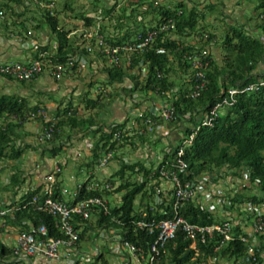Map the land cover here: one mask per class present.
Here are the masks:
<instances>
[{"label":"trees","instance_id":"16d2710c","mask_svg":"<svg viewBox=\"0 0 264 264\" xmlns=\"http://www.w3.org/2000/svg\"><path fill=\"white\" fill-rule=\"evenodd\" d=\"M118 1L122 2V5H119ZM256 2L253 17L257 21L254 26L255 31L244 24L227 25V30L221 36L220 47L223 52L221 59L218 60L209 53L208 64L203 70L206 85L195 98L190 94L196 81L186 56L196 48L201 51L203 47L186 44L183 39L198 34L203 40L201 31L205 30V26H199V22L204 19L205 13L199 9L196 1L182 0L165 5L150 0H115L112 7L105 6L101 12L111 14L117 6L120 7L121 13L114 24L117 32L113 35L107 34L106 27L100 22L97 23L96 17H88L84 12L74 13L72 18L82 20L85 27L94 29L89 38H84L82 34L80 40L72 35V31L60 24L61 12L49 7L53 3L47 1V5L42 6L41 17L37 19V25L32 29L47 27L54 42L38 45L31 60L43 61L45 70L62 65L63 75L77 71L75 66L68 65V59L74 56L84 58L88 63L101 60L106 64L104 91L111 102L115 97L120 96L121 91L130 93L139 91L145 95L160 97L172 103L173 107V115L169 120H162L147 110L140 111V114L132 120L133 124H129L128 121L105 124L102 116L109 103L103 102L105 96L102 93L94 99L84 94V97L85 95L87 97L85 107L93 112L86 117L79 115L77 106H73L72 102L56 109L53 118L57 131L52 134L50 140L44 141L51 147L46 148L51 157L63 150V139L78 134L91 135L93 140L89 159L79 167L78 172L83 167L96 168L98 159L108 152H112V160L119 163L118 168L105 179V182L111 185V190L87 191L86 185L91 181L100 182L94 174L89 176L79 190L77 200L98 197L106 201L108 207L106 215L102 212H92L89 217V219L95 218L93 228L97 232L104 229L118 230L124 240L146 253L155 236L138 229L136 222L166 220L175 216L172 209L173 200L162 193L156 195L155 187L160 184L158 171L162 167L175 172L182 181H194L206 174L213 182L225 176L246 179L247 184L257 189L256 193L241 191L235 194L230 198L231 205L227 210L243 203L264 206V86H258L259 82L264 80V0ZM13 6H23L22 0L0 2V12L2 14L8 12L16 19L21 18L24 13L14 12ZM214 8L211 4L205 7L207 11H212ZM62 10L75 12L72 0H66ZM25 19L18 23L23 30L26 29ZM128 21L131 23L130 26L126 25ZM168 22H172L175 27L170 33L173 39L159 35L151 49L130 55L122 53L118 66L107 62L101 51L102 47L97 44V38L100 36L106 44L122 46L127 42H133L139 32L145 34ZM255 33H260L262 36ZM206 37L205 43L215 40V35L211 32H208ZM156 49H163L164 52L157 53ZM127 56L130 60L129 66L125 65ZM262 65L263 69L259 71ZM2 77L15 81L9 76ZM125 79L132 82L130 89L115 87L122 84ZM251 84H256L257 89L246 90ZM230 88H237L233 101L224 107L209 125H202L204 115L226 95V91ZM43 109L40 103L32 105L27 97L21 95L0 96V162L16 161L22 156L25 147L16 144L21 140L22 128L28 120L31 118L38 120L42 130L49 126ZM157 125H165L168 128L179 126L182 136L174 146L165 149L156 169L147 167L143 160L127 164L122 159L125 155L124 149L130 147L134 150L149 143L153 135L146 132V129L148 126L155 128ZM140 130L144 133L139 134ZM192 131H195V135L190 145L184 147L181 157L187 164V175H185L179 172L174 161L183 139ZM117 132L119 134L114 138ZM56 143L60 144L56 146ZM59 166L62 168L60 163ZM61 174L62 172L56 175L52 185L51 197L54 199L62 198L59 180ZM139 176L141 182L137 179ZM24 182L18 171L13 172L8 189L10 188L16 196ZM248 188L243 186L242 190L246 191ZM258 191L261 192L260 195ZM112 193L120 195V201L116 205L106 200ZM35 196L37 200L33 202ZM42 199L43 185L25 189L17 200L8 204L12 211L3 217L4 222L0 226V231L6 224L15 229L17 234L29 230L30 226H44L48 236L62 238V233L56 227V219L38 209ZM177 215L191 224L200 226L224 221L223 218L208 212L192 201L184 203ZM89 219L83 223L77 217L74 219L75 227L79 230V240L76 244L78 249L81 248V242L85 239L91 240L98 234L97 232L90 234L91 228L87 225ZM233 234L234 239L222 247L217 248L219 238L214 236L205 242L198 241L195 248H191V241L181 230H178L174 239L166 244L165 252L160 256L157 264H212L213 260L214 263L222 261L242 264L251 238L244 233L240 225L234 228ZM239 235L246 237L247 241H242ZM256 239L258 252L255 261L250 264H261L262 261L264 234L256 235ZM0 264H19L13 259L12 248L2 243H0ZM76 264H108V262L101 253L90 262Z\"/></svg>","mask_w":264,"mask_h":264},{"label":"rangeland","instance_id":"374dc122","mask_svg":"<svg viewBox=\"0 0 264 264\" xmlns=\"http://www.w3.org/2000/svg\"><path fill=\"white\" fill-rule=\"evenodd\" d=\"M6 2L7 0H0V2ZM51 2L53 9L60 11L59 21L61 25H64L65 29L72 31L78 40L84 35V38H89L93 34V27H85L82 20H77L72 18L74 13L84 12L88 17L97 18L96 22L101 23L106 27V32L109 35H113L114 32H117L114 29V24L117 16L121 13L120 7L117 6L111 14H102V9L107 7H112L115 4V0H72V7L75 9V12L71 13L70 11L64 12L62 6L66 0H42L37 2L31 0H22L23 6H13L14 12H23L24 15L16 19L14 16H10L7 12H3L0 15V46L5 44L7 40H11L10 45L21 46L29 40H37L39 45L43 46L45 44H50L54 42V38L50 35V30L47 27H40L38 30H33L32 27L37 25V19L41 17L43 12L42 6L47 5L46 3ZM152 2H157L165 5H171L173 2L182 1V0H150ZM199 4V9L203 10L205 17L202 21L199 22V26H205V30H202L201 37L198 34H194L189 38H184L183 41L186 44H191L198 47L205 48L213 57L220 60L222 56V49L220 47L221 36L227 30V25H246L252 31L256 24V20L253 19L255 13V6L257 0H194ZM119 5H122V2L118 1ZM214 5L212 11H207L205 7L207 5ZM12 5V4H11ZM42 8V9H41ZM26 18V19H25ZM26 20V29L23 30L18 24L21 20ZM96 23V24H97ZM149 24L148 21H146ZM126 25L130 26L131 23L128 21ZM27 31H31V34L28 35ZM208 32H211L215 35V40H212L209 43H205L204 40L207 38L206 35ZM256 35L262 36L260 33H255ZM80 42V41H79ZM14 43V44H13ZM184 43V44H185ZM52 45V44H51ZM20 59H12L11 61H19ZM105 63L101 60H95L91 63L87 62V67L89 72L83 74V72L73 71L69 74H64L60 79H54L46 70L44 73L48 76V83L44 85H35L38 92H33L30 95L22 94L23 89H28L29 84L22 83L18 84L13 81L12 83L0 82V96L1 95H22L27 97L32 105L35 103H40L43 106V113L47 119L53 117L56 109L61 106L65 107L68 102H72L73 106H77V111L80 116L86 117L90 113H93L86 109L85 100L87 99L86 95L88 94L90 98L94 99L100 93L104 95L103 102L108 104L103 112V121L105 124L110 123H123L128 121L129 124L132 122L134 117L138 114L136 109L141 111H147L155 106L160 107L165 100H162L160 97H153L150 95H145L142 92H120V96L115 97L111 102L104 91L103 81L106 79L105 74ZM263 69V65L260 67L259 71ZM137 73V71H135ZM43 73V75H44ZM48 73V74H47ZM117 88L130 89L132 87V82L128 79L120 85H115ZM107 89V88H106ZM110 92L112 89L108 87ZM136 111V112H135ZM180 127L174 126L173 128H166L165 125H159L156 129V132L153 133L150 142L145 144L148 148H144V144L132 150L130 147L124 149L125 155L122 157L124 161H132L135 158H138L141 153L148 155L147 160H143L147 167H155L162 160L164 151L167 147L174 146L172 143V137L174 134L180 133ZM42 132L41 123L34 118L28 120L22 128V138L17 142V146H23L22 156L16 161L4 160L0 162V204H10L17 200L29 187H36L39 185H44L45 176L51 172V167L49 164L54 166L55 163H65L63 166V181L67 186H72V190L77 189L78 185L81 184L87 177L88 173L84 170L78 172L79 167L83 166L85 162L88 161L89 155L85 152V142H92L91 135H72L69 138L63 139V150L54 157L50 156L48 149L51 148L48 143L38 141L39 134ZM182 136V135H181ZM60 143H56L58 146ZM118 164L115 160H112L109 165L106 166L107 174H104L102 180H105L109 177L117 168ZM18 171L21 178L25 180L24 184L20 187L19 192L16 196L9 188L8 183L13 172ZM204 176V175H202ZM201 176V177H202ZM98 179V176H95ZM140 179V176L137 177ZM221 188L226 193L229 199L242 191V193H256L257 189L250 186L246 181H243L237 177L225 176L220 178ZM218 183V181L216 182ZM159 188L166 192L169 186L165 183H160ZM117 185V184H116ZM249 185V186H248ZM247 186V190L243 191L242 187ZM253 188V189H251ZM259 195L261 192H257ZM106 200H109L112 205H116L120 201V195L112 193ZM232 210L224 209L228 215V218L231 219V223L237 224L241 219V216L245 218V213L240 212V207ZM255 208L259 209L262 206L256 205ZM245 218L247 223L245 227H248L250 224L253 228V218L248 216ZM95 221L94 217H91L87 223L90 230V234L97 232L93 228V223ZM253 222V223H252ZM0 231V243L12 248L17 231L10 227L8 224L2 227ZM106 231H108L106 229ZM113 231V230H109ZM252 231V230H251ZM248 231V232H251ZM98 234L93 237L91 240L85 239L81 242L80 249H87L91 251L93 248L97 247V251H100L108 264H122L118 259H113V254L104 252V244L107 247L109 239L101 237V230L97 232ZM114 233H118V230H114ZM115 258V257H114ZM20 264V263H19ZM213 264H231L222 261H218Z\"/></svg>","mask_w":264,"mask_h":264},{"label":"built area","instance_id":"2783aa9c","mask_svg":"<svg viewBox=\"0 0 264 264\" xmlns=\"http://www.w3.org/2000/svg\"><path fill=\"white\" fill-rule=\"evenodd\" d=\"M37 2V0H31ZM52 5V4H51ZM0 15L2 13L0 12ZM174 24L168 22L161 24L157 29L151 30L142 34L139 32L133 42H127L122 46H111L103 42L102 38L99 36L97 38V44L102 47V53L107 59L110 65L118 66L121 61V54L125 53L130 55L132 53H142L148 49L152 48L155 39L162 35V37L172 38L170 33L174 30ZM30 35L31 31H27ZM173 39V38H172ZM38 44L36 42L32 43V49H36ZM157 53H163V49H156ZM209 52L203 48L198 51L197 48L193 50L186 59L191 65L193 75L195 78V85L190 94L192 98L199 96L200 92L205 88L206 81L204 77L203 70L208 64L207 56ZM69 67L75 66L77 71H82L87 67V61L84 58L74 56L68 59ZM125 65H130L129 57L125 59ZM64 67L62 65H56L47 72L55 79H60L63 75ZM46 70L43 68V61L41 60H30L24 63L21 62H4L0 63V75L9 76L13 78L16 82H31L38 77H40ZM258 86H264V80L259 82ZM256 84L248 85L246 90L252 91L256 90L258 87ZM237 93V88H230L226 91V95L217 102L209 112L204 115L202 120V125H209L212 119L216 118L224 107L228 106L235 94ZM150 112L158 116L162 120H169L173 115L172 103L164 101L160 107H153ZM46 121L49 122V126L43 129L39 134L38 141L44 142L51 139L52 134L57 130L54 127V118L50 117ZM133 124V122H131ZM152 126H148L146 132L152 134L156 132V129ZM198 129V128H197ZM144 131L140 130L139 134H143ZM118 132L115 133L114 138H117ZM195 131H192L188 137L184 138L182 145L177 151L176 159L174 163L178 168L179 172L187 175V164L181 159L183 155L184 147L190 145ZM144 148L147 146L144 144ZM91 144L89 145V150ZM148 148L146 149V151ZM142 153L132 161H125L127 164L134 163L138 160H147L148 155L142 157ZM113 157L112 152H108L102 155L98 159L96 168H85L84 170L88 173V177L78 185L77 189H67L61 188L60 193L61 199H54L51 197L52 185L56 180V175L62 172V168L59 163H55L44 178L43 185V199L38 206V209L47 212L56 219V227L62 233V238H53L48 236L47 229L44 226H30L29 230L21 231L17 234L15 242L12 246L13 259L20 264H60L64 259L68 260V264L87 263L92 261V259L98 255L97 253H83L81 249H78L76 244L79 240V230L75 227L74 219L77 217L80 219L81 223L89 219L92 212L100 213L104 215L108 212V207L106 201L98 198L92 197L88 199L77 200L79 190L84 184L89 176L95 172V170L106 167L111 163ZM167 164V163H166ZM158 166V164H157ZM154 169H156V167ZM154 174V173H152ZM158 179L160 183H165L169 187L166 192H163L159 186L155 187L156 195L160 193L165 196H169L173 200L172 209L175 216L172 219L159 220L147 222L145 220H139L136 222V227L140 230H144L149 235H154V241L149 245L146 253L144 251L127 240H124L120 231L114 233L113 231L101 230V237L108 238L111 236V250L128 259V264H157L158 259L162 254H164L166 249V244L174 239L175 234L178 230H181L185 237L191 241V248H195L198 241L205 242L207 239H211L214 236H218V247L232 241L234 239L233 230L237 224L231 223V219L224 209H227L231 205L229 197L221 188L209 189L207 186L211 183V177L206 174L200 179L194 181H182L178 175L162 167L158 171ZM91 181L86 185V190H111V185L105 180ZM141 182V178L138 180ZM243 181H246L244 179ZM37 200L36 196L33 198V202ZM192 201L199 205L201 208L206 209L224 221L220 223H215L209 226H200L187 222L181 216L177 215V212L181 206ZM238 207L245 213L246 216H252L253 218V228L252 231L244 233L251 238L250 245L248 246L242 264H250L255 261L256 253L258 252L256 248V235L264 234V213L259 209L255 208L249 203H243ZM12 211L8 204H0V226L3 225L5 215ZM80 223V224H81ZM242 241H247V238L239 235ZM214 263V260L211 261Z\"/></svg>","mask_w":264,"mask_h":264},{"label":"crops","instance_id":"0c3cea01","mask_svg":"<svg viewBox=\"0 0 264 264\" xmlns=\"http://www.w3.org/2000/svg\"><path fill=\"white\" fill-rule=\"evenodd\" d=\"M36 42L38 45V41L37 40H29L27 42H25L24 44H22L21 46H18L17 45H10L11 43V40H7L5 42V44H2L0 46V63H4V62H17V61H11L12 59H17L19 58L20 60L19 61H22L21 63H24L26 61H30L32 59V54L34 53V49H32V43ZM14 44V43H13ZM40 46V45H39ZM81 72H83V74H86L87 72H89V69L85 68L84 70H82ZM46 73V72H45ZM44 73V75L42 74L40 77H38V79H36L35 81L33 82H27V83H31L29 84V88L28 89H23L22 90V94H25V95H30L32 94V91L33 92H40L38 91L36 88L38 87H35V85H46L49 81L48 79V76ZM48 74V73H47ZM72 74H69V76H71ZM55 79V78H54ZM0 82H8V83H12L13 81L12 80H9L5 77H2L0 76ZM16 82V81H15ZM17 85L20 84L19 82H16ZM26 84V83H25ZM23 84V85H25ZM22 96V95H21ZM137 110V113L136 114H140V109H136ZM136 112V111H135ZM168 130L169 128L166 127ZM181 138V132L178 133V134H174V136L172 137V143L175 145L179 139ZM92 144L88 141L85 142V152L87 153V155H89V145ZM62 165V172H63V166L65 163H60ZM52 165L53 163L49 166L51 167L52 169ZM109 165V164H108ZM95 176H98V180H102L104 174H107L106 172V167L104 168H101V169H98V170H95V172L93 173ZM59 180L61 181V188H67V189H73L72 186H67L64 181H63V175L61 174ZM219 182L221 183V180H218V183L216 182H213L211 181V183L209 184V186H207V188L209 189H216V188H221V184H219ZM37 187V186H36ZM222 189V188H221ZM236 208H233L231 209L232 212H235ZM259 210L264 213V206H262V208H259ZM240 212L243 213L242 210H240ZM245 218H249L248 216L245 215ZM244 217L241 216V219L238 221L237 225H240L241 228L249 233L248 231H251L252 230V225L250 224L248 227H245V224L247 223L246 219ZM253 223V222H252ZM254 224V223H253ZM17 236V235H16ZM16 238V237H15ZM106 239H109V238H106ZM257 241V239H256ZM15 242V241H14ZM104 252H108L110 254H113L114 257L112 256L113 259H118L122 264H128V259H125L123 258L122 256L114 253L112 250H111V240H108V244H107V247L106 245L104 244ZM81 251L83 253H97V254H101L100 251H97V247L93 248L91 251L87 250V249H81ZM261 264H264V251L262 252L261 254ZM60 264H68V260L64 259Z\"/></svg>","mask_w":264,"mask_h":264}]
</instances>
